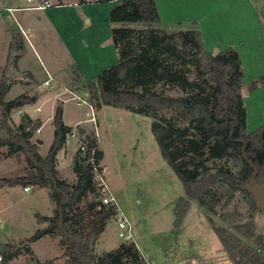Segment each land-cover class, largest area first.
Wrapping results in <instances>:
<instances>
[{
  "label": "trees",
  "instance_id": "obj_1",
  "mask_svg": "<svg viewBox=\"0 0 264 264\" xmlns=\"http://www.w3.org/2000/svg\"><path fill=\"white\" fill-rule=\"evenodd\" d=\"M90 2H118L110 11V20L119 25L112 30L119 62L103 71L97 81L77 83L89 94L93 107L113 106L155 119L151 127L156 141L186 193L175 209V227L182 226L192 201L198 202L205 212L213 213L217 204L214 191L220 185L229 187L228 202L236 191H243L255 203L246 189L253 170L244 160L242 148L246 142V153L258 170L257 180L263 183L264 126L248 132L244 69L239 52L233 48L210 52L197 23L181 24L188 28L168 32L162 27L156 0ZM136 25L146 28L138 29ZM2 85L1 127L5 134L0 136V147H9V156L24 155L28 168L25 177L3 179V186L48 188L55 204L53 216L38 218L40 223L52 225V229L39 231L32 240L48 234L59 238L62 256L68 264H151L135 243H122L106 254L96 253L95 245L108 223L116 218V212L102 204L95 180L96 172H103L104 159L95 134L85 133L81 137V144H86L88 151L77 150L73 161L76 183L62 179L58 154L73 132L64 122L63 106L55 108L54 141L47 156H42L38 142L32 141L42 123L31 122L28 115L30 121L16 130L11 125V111L31 103L33 98L21 95L6 102L9 88L5 81ZM158 86L176 90L179 95H166L164 90H156ZM91 158L94 162L89 161ZM218 160H233L241 168L237 174L227 166L212 169L210 163ZM83 203L86 209H81ZM255 207L258 209L256 204ZM214 229L234 264H264L260 253L264 252V237L256 234L253 220L235 224L233 230ZM11 255L12 252L6 256Z\"/></svg>",
  "mask_w": 264,
  "mask_h": 264
},
{
  "label": "rangeland",
  "instance_id": "obj_2",
  "mask_svg": "<svg viewBox=\"0 0 264 264\" xmlns=\"http://www.w3.org/2000/svg\"><path fill=\"white\" fill-rule=\"evenodd\" d=\"M48 1L61 5L73 2L83 3V1L92 3L90 0ZM25 2L27 1L0 0V90L3 81L9 88L4 100L10 102L21 95L38 94L36 100H32L21 109L11 111V125L15 130L30 119L33 123L38 121V117L47 119L55 114L54 109L57 105H62L65 113L64 119L72 129H75L74 125L78 123L79 128L87 133L95 134L98 142L100 138L99 148L104 153L101 167H106L108 185L117 195L118 203L124 213L134 223L136 244L146 255L152 257L156 264H165L169 261L168 258L178 257V254L184 259L194 257L199 260V264H234L226 255L222 241L214 228L233 230L235 224L253 220L256 225V234L264 237V211L256 209L251 196L243 191H236L234 198L228 202L230 193L226 185H220L214 191L217 204L214 206L213 213L205 212L198 202L192 201L184 218L182 229H176L175 209L179 200L186 198V193L182 181L163 157L156 141L151 127L155 119L123 108L103 106L98 109L95 106V112L100 111L97 113L99 114V125L97 126L99 136H97L95 126L88 121L91 117L90 107L84 104L82 99L64 101L73 96L72 92H68L62 96V100L55 101V96L63 92L64 88L58 87L53 82H51L53 87L45 86L43 84L47 78L45 69L62 66L66 67V71H70L72 60L65 52L66 49L62 48L58 42L60 40L52 32L46 19L43 21L46 25V29L44 28L45 43L49 44L48 52L57 57L55 62L48 59L49 55L45 53L43 47L39 46V41L34 40L38 48L37 52H39L38 57L24 37L23 39L20 37L22 33L19 31V21L15 20L19 13L16 11L12 16L7 9L9 6L25 4ZM39 2L47 3V0L27 2V5L35 6ZM255 2L260 9H264V0H255ZM15 28L17 39L12 45L14 47L16 45L17 54L20 56L13 57L12 59L16 60H11L6 64L9 49L7 37ZM136 28L144 29L146 26L136 25ZM163 28L168 32H174L187 29L188 26L175 25ZM69 89L76 91L75 94L90 105L89 94L81 89L77 78L74 79ZM246 89L248 91V88ZM156 90H164L169 96L179 95L178 91L164 86H158ZM38 109H41V112H38ZM1 118L0 105V136H3L5 132L1 127ZM182 126H188V124L182 123ZM192 132L190 130V133ZM52 139H54L53 126L47 123L43 134H41V129L37 130L32 141H42V144H38L40 153L42 156H47L53 143ZM79 139L69 138L67 148L69 153L76 149L75 156L81 144ZM9 151V147H0V218L2 220L0 254L4 257L3 263L0 264H68L67 259L62 256L63 251L59 238L48 234L40 239L32 240L39 231L47 230L50 226L49 223L40 224L39 216L54 215L55 204L50 199L49 189L31 185L30 191L26 192L23 184L13 187L3 186V179L25 177L28 173L24 155L9 156ZM60 156L62 158L63 154L61 153ZM62 161L60 177L72 184L76 183L77 176L73 171V165L69 160L64 162L62 159ZM210 166L212 169L227 166L235 174L241 168L233 160L213 161ZM86 207V203L81 205V209H86ZM115 221L116 218L108 223L109 228L114 226ZM112 229L111 239H109L111 246L109 247L120 246L124 242L119 238V229L118 227ZM248 244L252 245L253 242L249 241ZM10 252L12 255L6 256ZM260 253L264 257V252ZM97 254H103L102 250H98ZM5 256L7 261H5Z\"/></svg>",
  "mask_w": 264,
  "mask_h": 264
},
{
  "label": "crops",
  "instance_id": "obj_3",
  "mask_svg": "<svg viewBox=\"0 0 264 264\" xmlns=\"http://www.w3.org/2000/svg\"><path fill=\"white\" fill-rule=\"evenodd\" d=\"M47 2L53 3L48 0ZM117 3L73 2L61 6H52L45 10L17 11L19 15L15 17V20L19 21V31L22 33L20 37L22 39L24 37L34 54L39 57L38 48L34 43L36 40L39 41V46L43 47L45 53L49 55L48 59L51 62H55L57 59L55 54L48 52L49 44L48 42L45 43L44 28L46 29V25L43 21L46 19L52 32L60 40L58 42L62 48L66 49L65 52L72 60L70 71H66V67L62 66L45 69L47 78L44 82L50 79L53 84L64 88L63 92L55 96V101L57 99L62 100V96L68 92L77 93L69 89L75 78L78 81L95 82L103 71L118 64L119 51L113 43L112 30L119 25L113 24L110 20V11ZM156 4L163 27L169 28L175 25L197 23L202 33L204 45L210 52L229 48L239 52L244 69V88H248V95L244 94L248 115V132H253L264 126V9H260L255 0H156ZM26 6H28L27 2L8 8L21 9ZM14 13L11 15L14 16ZM16 34L15 28L7 37L9 49L6 64L11 60L15 61V58L20 56L17 54L16 45L15 47L12 45L17 39ZM13 57L15 58L12 59ZM17 79L18 77L16 81ZM29 97L36 100L38 94L29 95ZM99 112H96L98 125L99 114L97 113ZM53 118L54 114L45 120L41 117L37 118L42 123L41 134H43L47 123H51L53 134L55 133ZM64 122L69 126L65 119ZM76 124L74 125L75 129L80 125ZM85 133L91 134L87 131ZM81 137H79V141H81ZM53 141L54 139H52ZM43 142L45 141L43 140ZM68 143L58 154L59 174L63 165L62 159L64 162L69 160L73 165L76 149L69 153ZM99 145H101L100 138ZM61 153L63 154L62 158ZM103 173L107 184H109L105 166ZM108 186L110 188V185ZM111 193L118 201L113 190ZM40 224L43 225V223ZM182 227L183 224L176 229L180 230ZM112 228H117L116 221ZM112 228L108 226L97 241L96 253L98 250H102L103 254H106L118 249V245L109 247L111 246L109 239H111ZM107 233H109L108 236ZM137 246L146 260L151 264H156L152 257L146 255L138 244ZM226 255L231 259L227 253ZM181 257L179 254L178 257H170L165 264H193L192 260H195L194 264H199V260L194 257H186L185 259Z\"/></svg>",
  "mask_w": 264,
  "mask_h": 264
},
{
  "label": "built area",
  "instance_id": "obj_4",
  "mask_svg": "<svg viewBox=\"0 0 264 264\" xmlns=\"http://www.w3.org/2000/svg\"><path fill=\"white\" fill-rule=\"evenodd\" d=\"M28 3H33L37 0H26ZM52 6H61V4H52L50 2L47 3H38L35 6H26L24 8L21 9H13V8H8V12H10L11 14H13L15 11L18 10H22V11H27V10H45L47 8H50ZM51 80H47L46 82H44L45 86H51L53 87V85H51ZM73 96L67 100L70 99H76V100H81L84 104H87L90 107V113H91V117L88 120L90 123H92L95 126V133L97 136H99L98 134V130H97V126H98V120H97V116H96V112H95V108L91 105L88 104V102L86 100H84L82 97H80L79 95H76L74 93H72ZM41 109H39L38 111H40ZM22 113V112H21ZM80 136H82L80 134V129L77 127L76 130L72 133V135L70 137L73 138H79ZM80 149L83 152H87L88 151V147L86 144H81L80 145ZM95 152V150H93V153ZM90 162H94V159H90ZM98 187L100 188V193H101V200H102V204L105 206H110L113 207L115 209L116 212V222H117V227L119 229V238L124 242V243H135L136 244V236L134 233V224L132 223V221L130 220V218L124 213V211L122 210V208L120 207L117 199L115 198V196L111 193V190L105 180V177L103 175V172H96V178H95ZM26 191H30V188L27 187L25 189ZM2 226V220L0 218V228ZM137 245V244H136ZM4 261V257L3 255L0 254V263H3ZM192 263H195V260H192Z\"/></svg>",
  "mask_w": 264,
  "mask_h": 264
},
{
  "label": "water",
  "instance_id": "obj_5",
  "mask_svg": "<svg viewBox=\"0 0 264 264\" xmlns=\"http://www.w3.org/2000/svg\"><path fill=\"white\" fill-rule=\"evenodd\" d=\"M216 53L218 52V50L215 51ZM244 94L248 95V91L245 88L244 89ZM80 134L83 136L85 135V130L84 129H80ZM38 144H42V141H38ZM246 147H247V143H244V146L242 148V154H243V158L244 160L251 166L253 172H252V177L250 182L246 185V189L247 191L252 194L254 196V200H255V204L257 206L258 209L264 211V182L260 183L257 180V176H258V170L257 167L255 166L254 162L252 159H250L246 153ZM52 225L49 226V230L52 229ZM91 247L94 248V239L92 240V244Z\"/></svg>",
  "mask_w": 264,
  "mask_h": 264
}]
</instances>
